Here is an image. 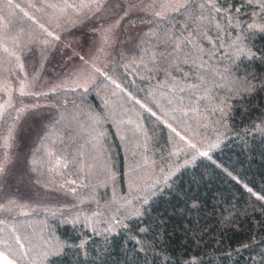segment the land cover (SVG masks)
<instances>
[{
  "label": "trees",
  "instance_id": "trees-1",
  "mask_svg": "<svg viewBox=\"0 0 264 264\" xmlns=\"http://www.w3.org/2000/svg\"><path fill=\"white\" fill-rule=\"evenodd\" d=\"M158 1L0 0V98L14 101L0 166L30 61L37 72L107 3L130 9L95 84L37 99L53 110L23 165L49 200L0 202L16 264H264V0H190L170 16Z\"/></svg>",
  "mask_w": 264,
  "mask_h": 264
},
{
  "label": "rangeland",
  "instance_id": "rangeland-1",
  "mask_svg": "<svg viewBox=\"0 0 264 264\" xmlns=\"http://www.w3.org/2000/svg\"><path fill=\"white\" fill-rule=\"evenodd\" d=\"M189 1L159 0L154 9L158 16H170L185 7ZM114 3L109 2L101 7L89 21L74 23L63 30L56 49L50 51L42 63H39L40 66L37 65L40 67L37 72L32 69V61L29 63L31 68L26 66L25 80L14 91V96L17 94L22 99L19 105L21 113L19 118L16 117L18 121L13 126V132L2 139L5 158L0 166V202L14 195L19 201L33 204H43L49 200L48 193L36 190L33 184L27 182L23 165L26 156L23 144L28 138L36 137L37 123L44 124L47 119L45 117L53 110L52 105L44 101L38 102L37 99L62 89L88 90L104 75L116 59V46L122 36L125 19L130 15L127 12L129 7L122 12L121 6ZM13 102L11 92L0 98V121ZM31 127L34 129L29 131ZM32 133L35 135L32 136ZM10 181L21 183L18 193L8 190ZM0 264L16 263L0 251Z\"/></svg>",
  "mask_w": 264,
  "mask_h": 264
}]
</instances>
